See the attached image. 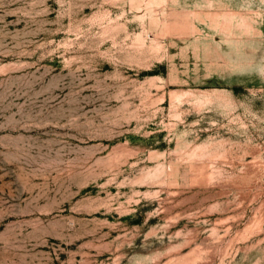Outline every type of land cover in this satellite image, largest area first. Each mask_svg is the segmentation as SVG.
<instances>
[{
	"label": "rangeland",
	"instance_id": "1",
	"mask_svg": "<svg viewBox=\"0 0 264 264\" xmlns=\"http://www.w3.org/2000/svg\"><path fill=\"white\" fill-rule=\"evenodd\" d=\"M203 2L0 0V264H264L263 17Z\"/></svg>",
	"mask_w": 264,
	"mask_h": 264
},
{
	"label": "crops",
	"instance_id": "2",
	"mask_svg": "<svg viewBox=\"0 0 264 264\" xmlns=\"http://www.w3.org/2000/svg\"><path fill=\"white\" fill-rule=\"evenodd\" d=\"M189 1V0H187ZM200 11L208 15L203 22H221L236 24L235 29H259L260 16L264 24V0H203ZM230 37V35H216L215 37Z\"/></svg>",
	"mask_w": 264,
	"mask_h": 264
}]
</instances>
